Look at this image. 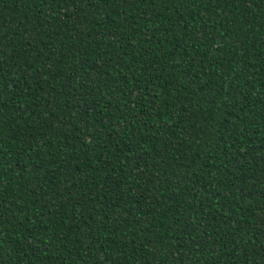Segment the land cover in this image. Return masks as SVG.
<instances>
[{"label": "trees", "instance_id": "1", "mask_svg": "<svg viewBox=\"0 0 264 264\" xmlns=\"http://www.w3.org/2000/svg\"><path fill=\"white\" fill-rule=\"evenodd\" d=\"M0 264H264V0H0Z\"/></svg>", "mask_w": 264, "mask_h": 264}]
</instances>
